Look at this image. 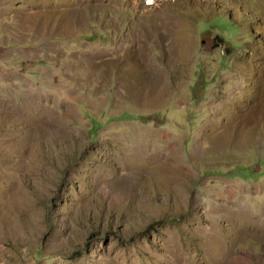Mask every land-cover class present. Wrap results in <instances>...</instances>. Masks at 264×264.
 Wrapping results in <instances>:
<instances>
[{"label": "rangeland", "instance_id": "1", "mask_svg": "<svg viewBox=\"0 0 264 264\" xmlns=\"http://www.w3.org/2000/svg\"><path fill=\"white\" fill-rule=\"evenodd\" d=\"M0 264H264V0H0Z\"/></svg>", "mask_w": 264, "mask_h": 264}, {"label": "bare ground", "instance_id": "2", "mask_svg": "<svg viewBox=\"0 0 264 264\" xmlns=\"http://www.w3.org/2000/svg\"><path fill=\"white\" fill-rule=\"evenodd\" d=\"M138 162H139V160H138Z\"/></svg>", "mask_w": 264, "mask_h": 264}]
</instances>
